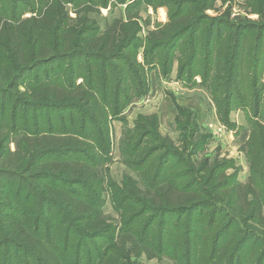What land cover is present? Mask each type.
Instances as JSON below:
<instances>
[{
	"label": "trees",
	"instance_id": "1",
	"mask_svg": "<svg viewBox=\"0 0 264 264\" xmlns=\"http://www.w3.org/2000/svg\"><path fill=\"white\" fill-rule=\"evenodd\" d=\"M119 1L126 2V0ZM146 1L154 4L159 0ZM174 1L176 10L169 16L170 20L150 30L144 41L139 35L143 27L139 21V14L114 18L107 22L104 31H101L96 18L94 20L87 17L91 13L99 14L101 7L120 4L115 0H95V3L94 0H86L85 3H81L80 0H45L38 4L41 7L37 11L34 0H28V6L33 14L27 17L17 16L19 2L22 6L27 4V0H17L14 3L17 7L14 11L16 15L12 19L6 16L3 18L0 12V50H8V53L12 54L20 77L37 65L53 64L61 58L67 59L69 62L67 72L61 74L65 81L60 79L58 81L62 83H58L49 79L50 82L39 87L42 88L39 91L35 90V94L44 99L45 104L55 108L62 107L60 110L66 109L70 111V114L73 111H79L82 114L80 134L68 131L70 122L79 127L78 117L75 119V115H69L68 122L66 118H63L57 128L50 125L44 129L46 132L41 134L37 132L33 137L23 138L25 146L29 148L28 151L40 158L47 156L48 161L44 163L42 171L45 174L44 178L50 180L49 183L55 184L56 181H60L64 184L52 189L47 185H41V187L45 186L44 189H47L48 193L37 192L38 204L43 201V205L47 203L50 206L48 214L46 209L42 211L43 205L37 209L38 213H36V205L32 203L22 208V211H26V213L22 212L25 218L23 221L12 214L0 217L2 225L0 246H5V252H2L0 248V264H118L120 258L127 256L135 258L132 264H143L139 260L143 255L153 259L166 254L169 249H172L169 255L175 261L186 260V264H206L212 261L216 264H242V258L250 261L253 255L252 250L248 253L244 251L249 242L248 236L244 237L243 241L233 240L238 233L233 231L230 234L231 226L226 229L224 227L218 232L222 226H213L218 218L217 212L201 211L198 217L195 215L189 220L185 228L180 219L176 222L167 220L162 227L160 224L158 230L153 229L160 208L166 212V216L168 214L170 218H173L175 215L179 217L180 214L184 216V213H188L189 210L192 212L200 210V204L205 201L201 197L202 190L198 183L196 185L195 182L192 186L182 185L172 177L166 178L171 173H176L173 169L175 164L169 166L166 162L171 155H174L171 152L163 153L165 154L163 161L160 159L157 165L149 166L153 169L156 167L155 181L164 174L160 184L142 189L135 181H131L133 187L121 190L123 197H117L119 206L123 210L132 211V205L136 203L124 196L134 194L139 204H142L139 209L129 214L125 228H132L133 224L143 220L146 212L153 213L151 220L144 223L147 225L145 231L151 238L139 240L126 229L118 233L117 240L109 244L108 249L103 252L98 249L100 243L95 241V237L102 238L106 235L111 223L104 216L99 199L96 205L86 200L89 196L88 189L93 187L99 179V172L94 164L97 157L104 156L110 151V116H119L132 103L133 97L140 98L144 91L146 94L149 91L145 64L154 63L153 65L161 68L162 74L167 76L172 73L177 62V78L193 81L202 63L204 79L211 80L213 76L214 83L217 84L215 92L221 89V94L223 92L226 94V100L223 101L225 104L223 121L226 124L230 123L229 115L233 98L239 96V73L243 64V47L240 42L242 34L235 31L233 36L231 34V37H228L229 31L222 24L224 18L219 19L220 27L214 24L207 30L203 23L204 14L201 9L199 10L196 6L187 7L193 4L194 0ZM69 3L80 4L75 11L76 18L72 19L76 24L71 27L68 25V21L71 20L68 11ZM133 3H130L127 8H130ZM167 4L170 9L171 2ZM145 24L149 25V21L145 20ZM81 25L83 27L78 29ZM86 34H91L92 37L87 39ZM189 34L190 37L187 40ZM228 38L232 43H228ZM142 45H144V64L138 59L139 48ZM253 51L251 64L253 80H256L253 103L254 112L257 114V108L259 109L257 102L259 103L260 99H257V70L262 71L264 65L263 44L257 42V47ZM1 57L4 62L2 65H7V55ZM77 57L84 58L86 61L95 60V85L101 87L100 93L94 94L89 91L90 86L87 88L84 86L85 79L91 83L94 74L90 70L87 71L88 73L85 72V68L76 71L71 59ZM110 68H114L117 72H111ZM109 73H111L110 77ZM55 75H60V72H56ZM78 79H82V82L78 83ZM94 96L95 103L92 102ZM80 105L95 113V118L80 111ZM181 111L188 113V119L192 124L191 135L194 138L199 132V126L190 110H180L175 123L178 125ZM262 113L264 109H260L259 115ZM141 116L139 118H144L145 122L136 123L134 131L127 132V135H133L128 139V143L134 136L138 140V143L134 144L131 156H134V152L139 150L148 136L152 138L153 134L160 132L157 115ZM261 116L263 120L253 125L246 144L241 147L242 150L246 148L253 150L250 160L253 176L247 184L236 180L227 181L225 173H221L219 179L224 189L223 199L230 205L228 207L232 208L239 217H249L252 221L255 220L256 224L264 226V191H262L264 188V115ZM149 119H152L151 122ZM178 128L185 130V127L179 125ZM135 133L137 135H134ZM89 137H92L97 146L105 152L94 153V148L87 140L90 139ZM154 137L141 154L146 163L154 153L159 154L161 150L167 149L161 147L162 145L158 144ZM204 137L201 136L195 145L203 144ZM163 140L175 144L168 137H163ZM138 155L140 158L141 155ZM206 164L204 160L201 165ZM165 171L169 172L167 176ZM75 186H79L81 193ZM57 206L65 211L69 208L76 218L84 222L82 229L72 233L73 229L65 226L64 217L61 216V219L54 211L51 212ZM171 228L173 230L170 233ZM173 232V238L168 243L165 236ZM89 235L93 238L90 239ZM232 243L236 247H233L231 254H227L228 250H231ZM237 245H239L238 249ZM244 253L249 254V258L242 257Z\"/></svg>",
	"mask_w": 264,
	"mask_h": 264
},
{
	"label": "rangeland",
	"instance_id": "2",
	"mask_svg": "<svg viewBox=\"0 0 264 264\" xmlns=\"http://www.w3.org/2000/svg\"><path fill=\"white\" fill-rule=\"evenodd\" d=\"M44 1L34 0L36 11L41 7L38 4ZM85 1L80 0L81 3H85ZM117 1L120 4L112 6L111 8L108 7L109 9L101 7L99 14L91 13L87 17L94 20L96 18L102 31L105 30L107 22L112 21L114 18L123 15L139 14V21L143 26L139 33L142 35L140 37L143 41L150 30L158 27L157 19L159 12L163 20L169 21V16L176 10L174 0H159L154 2V4L146 0H126L124 3H121L119 0ZM117 1L115 0V2ZM15 2L17 0H0V12L2 13L0 14L3 18L6 16L12 19L16 15L14 13L17 10V7L14 5ZM132 2H134L133 5L127 8ZM167 2H171L172 7L170 9ZM20 3L18 4L19 10L17 11H19V14L17 12V16L27 17L33 14L30 6H28V0L26 5L21 6ZM79 5L68 4V11L71 18L68 21V25L70 27L76 24L72 19L76 18L75 11L79 8ZM190 6H196L203 12L205 29L208 30L214 24H218V27H220L219 19L224 18L222 24L229 31L227 34V36L229 35L228 37H231V34L233 36L235 31L240 33V35L242 34L240 42L243 47V64L239 73V96L233 98L229 115L230 123L226 124L223 121L225 112V104L223 101L226 100V94L224 92L221 94V89L215 92L214 89L217 87V84L214 83L213 76L211 80L209 78V84V80L204 79L202 63H200V71L193 81L178 79L177 74L175 76V74L171 75L170 73V75L165 76L162 74V69L154 66V63L145 64L148 81L151 78H157L155 73L160 74L163 81L160 78L161 81H159L156 94L154 92L148 95L149 91L147 94L144 91L140 98L133 97L132 103L119 116H110L109 118L110 151L104 156L96 158L94 166L98 169L99 179L95 182V185L93 184V187L88 189L87 194L89 196L86 197V200L94 202L96 205L99 199L100 208L104 216L109 219L111 226L104 237H95V241L100 243L98 249L103 252L105 249H108L107 246L109 244L117 240L118 233L126 229L130 230L139 240L151 238L149 233L145 231L147 225H144V223L151 220L153 213L150 211L146 212L143 220L135 225L133 224L132 228H125V223L129 220V214L139 209L142 204H139L134 194L124 196L136 201V203L132 205V211L123 210L119 206L117 197H123L121 190L127 189L130 186L133 187L131 181H135L142 189L160 184L164 174L155 181V175L157 174L155 171L156 167L153 169L149 168V166L152 164L157 165L160 159L163 161L165 156L163 153L171 152L174 155H171L166 162L169 166L175 164L173 169H175L174 171L176 173H171L166 178L169 179L172 177L177 182L182 183V185L189 184V186H192L195 182L196 185L198 183L201 188L200 190H202L201 197L205 201L200 204V210H196L195 212L189 210L188 213H184V216L180 214L179 217L175 215L173 218H170L168 214L166 216V212L160 208L157 212L158 217L154 222L156 224L153 225V229L158 230L160 224L162 227L163 223L167 220L176 222L180 219L184 223L185 228L189 220L195 217V215L198 217L201 211L208 213L217 212L216 216L218 218L213 223V226H222L218 232L222 231L224 227L226 229L231 226L229 233L232 234L233 231L234 233H238L237 237L233 240L236 241L239 239L243 241L242 239L248 236L247 239L249 242L245 246L244 251L248 253L252 250L253 255L250 257V261L249 259L242 258V264H264V226L258 223L256 224L255 220L252 221L249 217H239L234 213L232 208H229V202L223 199L222 192L224 189L221 187V179H219L220 174L225 173L227 181L236 180L247 184L253 176L250 167L253 150L248 148L242 150L241 147L246 144L253 125L261 122L263 120L261 115H264V113L259 115L260 109H264V65L262 71L257 70V99H260L259 103L257 102L259 109L257 108V114H255L253 90L255 89L254 85L256 80H253V65L251 64L254 56L253 50L257 47V42L263 44L264 53V1L194 0V3L189 4L187 7ZM165 15L167 18H165ZM145 20H148L150 25H146ZM81 27L83 26H79L78 29ZM91 37V34H86L87 39ZM189 37L190 34L186 39L188 40ZM228 43H232L229 38ZM139 49L138 59L144 64V45ZM2 55H7V65H2L4 63L2 62ZM71 63L74 64L76 71L82 70L83 68H85V72L88 70L93 71V81L89 83L85 79L84 86L86 88L90 86L89 91L94 94L95 92L100 93L101 87L95 85V60L86 61L84 58L77 57L71 59ZM68 64L67 59L61 58L60 61L54 62L53 64L46 63L37 65L20 77L19 70L12 59V54L8 53V50H0V217L5 214L7 216L12 214L20 217L23 221L25 218L22 212L26 213V211H22V208L28 207L32 203L36 205L35 212L38 213L37 209L42 207L43 201H40L38 204L39 196L37 192L42 191V193H45L47 191V189H44L45 186L41 187V185H47L52 189L58 188L63 183L60 181H56L55 184L49 183L50 180L44 178L45 174L42 171L44 163L48 161L47 156L40 158V156L37 157L28 151L29 148L25 146L23 138L27 136L33 137L37 132L40 134L46 132L44 129L50 125L57 128L63 118H66L68 122L69 115H75V119L78 117L79 127L77 124L70 122L68 125L70 129L68 131L81 133V112L73 111L70 114V111L66 109L60 110L62 107L55 108L50 104H45L46 101L35 94L36 91L42 89L39 87H43L50 82L49 79H52L54 82L57 81L58 83L65 81V79H62L63 76L61 74L67 72ZM109 70L113 73L117 72L114 68H110ZM56 72H60V75H55ZM110 76L111 73H109ZM60 79L62 81L59 82L58 80ZM77 82H82V79H78ZM92 102L95 103V96L92 97ZM180 110H190L192 112V117L197 120L199 126L197 136L193 138L191 135L192 124L188 119V113L181 111L178 125L185 127V130H181L178 128L177 123L174 125L169 120L170 124L166 121L167 129L165 126L158 134H153L158 144H161V147L167 148L165 151L161 150L159 154L154 153L149 158V162L146 163L141 154L153 138V136L152 138L148 136L139 150L134 152V156L130 155L133 153L134 144L138 143V140L134 136L133 140H130L128 143V139L132 138L133 135H127V132L132 133L136 123L145 122L144 118H139L140 115H142L141 117H148L157 115V112L168 111L175 113L174 118L176 119ZM80 111L95 118V113L93 114L83 105H80ZM175 119H173L174 122ZM149 120L151 122L152 119ZM86 132L89 133V130L86 129ZM134 135L137 134L135 133ZM201 136H205L204 143H199L200 146L195 145ZM163 137H168L175 144L166 142L163 140ZM89 138L87 140L92 145V148H94V153L101 154L105 152L97 146L95 141L91 139L92 137ZM138 139L140 140V138ZM138 154L141 155L140 158ZM204 160H206L207 164L201 165ZM168 173L165 171V176ZM111 183L113 184L112 186ZM75 188L81 193L79 186H75ZM262 191H264V188H262ZM48 208L50 206L46 203V205H43L42 211L46 209V214H48L50 212ZM67 209L68 212L57 206L51 212L54 211L61 219V216H63L65 226L73 229L72 233H75L77 230L80 231L84 222L76 218L69 208ZM66 213L68 214L67 216ZM1 227L0 222V232H2ZM239 229L240 232H238ZM172 230L173 228H171L170 233ZM144 232L146 233L145 236ZM170 233L165 236L168 243L173 238L172 235L174 232L172 234ZM88 237L90 239L93 238L91 235ZM230 247L231 250H228L227 254H231L233 247L235 248L236 246L232 243ZM238 247L239 245H237V249ZM0 248L2 252H5L4 245L0 246ZM171 250L169 249V252ZM169 252L153 259H148L143 255L139 260L143 264H186V260L180 262L175 261L169 255ZM247 253L242 254V257L247 256L249 258V254ZM134 259L131 256L120 258L118 264H132ZM206 264L216 263L212 261V263L208 262Z\"/></svg>",
	"mask_w": 264,
	"mask_h": 264
},
{
	"label": "crops",
	"instance_id": "3",
	"mask_svg": "<svg viewBox=\"0 0 264 264\" xmlns=\"http://www.w3.org/2000/svg\"><path fill=\"white\" fill-rule=\"evenodd\" d=\"M111 8L112 6L111 5H109V6H107L106 8ZM108 8V9H109ZM161 8H165V7H161ZM160 8V9H161ZM157 12V11H156ZM123 17H126V15H123ZM165 18H167L166 17V15H165ZM166 22H168V20L167 21H165V20H163L162 18H161V14H160V12H159V17H158V19H157V23H158V25L159 24H164V23H166ZM150 25V24H149ZM102 31H104V30H102ZM139 35L140 36H142L140 33H139ZM140 60V59H139ZM172 74H175V76H176V74H177V62L175 63V65H174V67H173V70H172V73H171V75ZM155 75H156V77L158 78H154V79H149V87H150V90H149V93H148V95L150 94V93H154L155 92V94L157 93V91H158V85H159V81H161L160 80V78L162 79V77L160 76V74H158V73H155ZM162 81H163V79H162ZM147 95V96H148ZM151 95V94H150ZM146 96V97H147ZM157 115H158V118H159V129H160V131H162L163 129V127L165 128V126L167 125L166 124V121H167V123H169V120H170V122H173V124L175 125V122H174V120L173 119H175L174 117H175V113H170V112H168V111H162L161 113L160 112H157L156 113ZM171 116V117H170ZM170 124V123H169ZM167 127L168 126H166V129H167ZM171 127V126H170Z\"/></svg>",
	"mask_w": 264,
	"mask_h": 264
}]
</instances>
